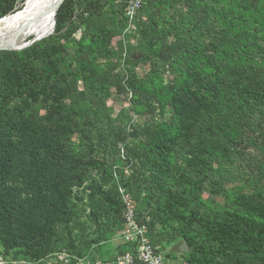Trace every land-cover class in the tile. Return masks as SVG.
Here are the masks:
<instances>
[{
    "label": "trees",
    "instance_id": "16d2710c",
    "mask_svg": "<svg viewBox=\"0 0 264 264\" xmlns=\"http://www.w3.org/2000/svg\"><path fill=\"white\" fill-rule=\"evenodd\" d=\"M18 1L0 0V16ZM127 2L64 0L53 34L0 50V253L95 260L88 252L112 240L116 254L134 253L118 237L116 170L171 264L178 239L186 264H264V161L244 151L264 152V0H142L133 18ZM128 24L143 40L137 51L112 46ZM112 89L170 116L129 132L125 112L107 105ZM120 149L139 164L127 178L113 169ZM241 180L250 192L225 193ZM205 187L224 193L217 210Z\"/></svg>",
    "mask_w": 264,
    "mask_h": 264
},
{
    "label": "rangeland",
    "instance_id": "374dc122",
    "mask_svg": "<svg viewBox=\"0 0 264 264\" xmlns=\"http://www.w3.org/2000/svg\"><path fill=\"white\" fill-rule=\"evenodd\" d=\"M20 1L21 0H19L17 2V6L19 5ZM52 31H53V29H52ZM53 33H54V31H53ZM79 35H80V32H77L75 34V37L77 38V37H79ZM119 41L122 43V45H126L127 43L131 44L134 48H136V51L138 50L139 45L143 44V43H141V42H143V40H142L141 35L138 31V28L135 27V24H128L123 32H121L117 36L113 37L112 46L114 48H116L117 43ZM121 60H122V58L120 59L117 56L112 57V62L120 63ZM147 70H148L147 62L146 63H139L135 67V72L139 76L143 75L145 72H147ZM107 105L112 110V113L114 115L120 111L125 112L126 117L124 118V121L127 122V130L129 132H133L134 130L139 131L146 124H151L155 120H160V119L162 120V118H167L170 116V112L168 111V109H166V111L162 117V115L158 114L157 109H156V111L151 112V113L147 112L145 109V106L143 104L137 105L136 108L132 107L134 105L132 103L131 93L125 92V93L120 94V93H117L114 89L111 90V94H110L109 98L107 99ZM41 110L43 112L44 109L41 107ZM140 138H142V135L139 137H131L130 136L128 140H131L134 143H136ZM120 147H121V145H120ZM244 151L246 152V154L253 155L254 157L264 161V157H263L264 152L261 153L257 147L249 146ZM116 156H117V159L113 165V169H118V168L121 169L123 172L124 178L131 176L132 174H134L133 172L136 169H138L139 164L138 163L133 164L132 161L129 159V157H127L126 151L120 149V151L117 153ZM244 162L245 161H243V163ZM112 173H113L114 180L116 181L117 189L118 188H122L123 190L126 189L122 186V182L120 181V174L116 170H113ZM238 187H241V190L243 192H250V190L252 188L251 185L248 184L247 182H244L242 180L239 182L235 181V182H231L225 186V193L227 195L232 196L234 193V190L237 189ZM171 188L174 189L175 187L171 184ZM118 193H119V191H118ZM223 195H224V193H223ZM223 195L221 194V195L214 196L210 193V187H205L203 190L202 198L204 200H207V206H209L210 209L217 210V208L221 207V205L224 201ZM137 208H139L138 203L135 204V209H137ZM138 218H139V220L150 221V217L148 216V214L145 211L141 212V214ZM159 226H160L159 224H156V227H159ZM182 242H183L182 239H178L175 243V246L173 247L175 250V253H174L175 261L173 262L174 264H186L184 262V260H182V257H183L182 254H180L181 252H183V251H181ZM114 246H115V243L113 240L108 241V242L100 245L97 249H91L88 252V255L90 257H92L93 259H96V260H105L106 258L110 257L111 253L113 252V249L115 248ZM188 249L185 250L183 253H186L188 251ZM1 250H3V246L0 245V251ZM10 252H13V250H10Z\"/></svg>",
    "mask_w": 264,
    "mask_h": 264
},
{
    "label": "built area",
    "instance_id": "2783aa9c",
    "mask_svg": "<svg viewBox=\"0 0 264 264\" xmlns=\"http://www.w3.org/2000/svg\"><path fill=\"white\" fill-rule=\"evenodd\" d=\"M142 0H128L125 7V14L133 18L140 7ZM120 193L125 204L124 227L119 231L118 237L123 242H130L135 245V252L126 251L118 253L113 259L92 260L87 256L79 257L70 254L65 249L49 254L37 261L15 260L0 253V264H133L134 258H138L143 264H171L166 257V249L154 245L148 235L147 226L136 220L134 204L131 196L120 188Z\"/></svg>",
    "mask_w": 264,
    "mask_h": 264
},
{
    "label": "bare ground",
    "instance_id": "6f19581e",
    "mask_svg": "<svg viewBox=\"0 0 264 264\" xmlns=\"http://www.w3.org/2000/svg\"><path fill=\"white\" fill-rule=\"evenodd\" d=\"M61 2L21 0L15 10L0 16V49L20 48L33 38L41 39L49 34L54 28L52 22L56 7Z\"/></svg>",
    "mask_w": 264,
    "mask_h": 264
},
{
    "label": "water",
    "instance_id": "95a60500",
    "mask_svg": "<svg viewBox=\"0 0 264 264\" xmlns=\"http://www.w3.org/2000/svg\"><path fill=\"white\" fill-rule=\"evenodd\" d=\"M59 6H60V5L58 4V7H56V12H57ZM8 13H9V12H8ZM6 14H7V13H6ZM55 21H56V13H55V15H54V17H53V22H52L53 27L55 26ZM53 31H54V30H53ZM53 31L50 32V33L47 34V35L52 34ZM47 35H44V37H46ZM44 37H42V38H44ZM42 38H41V39H42ZM38 40H40V39H39V38H33L29 43H27L25 46H22V47H20V48H5V49H0V50H14V51L21 50V49H23V48L29 46L30 44H32V43H34L35 41H38ZM181 245H182V246H181V251L184 252L185 250L188 249V245H187V243H186L185 240H183V242H182Z\"/></svg>",
    "mask_w": 264,
    "mask_h": 264
},
{
    "label": "crops",
    "instance_id": "0c3cea01",
    "mask_svg": "<svg viewBox=\"0 0 264 264\" xmlns=\"http://www.w3.org/2000/svg\"><path fill=\"white\" fill-rule=\"evenodd\" d=\"M171 248V247H170ZM115 249H116V247L113 249V252L111 253V255H110V259H113L114 258V256L116 255V251H115Z\"/></svg>",
    "mask_w": 264,
    "mask_h": 264
}]
</instances>
